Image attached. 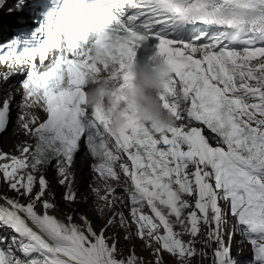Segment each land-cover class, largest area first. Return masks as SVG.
<instances>
[{"label":"snow or ice","instance_id":"6c2138e0","mask_svg":"<svg viewBox=\"0 0 264 264\" xmlns=\"http://www.w3.org/2000/svg\"><path fill=\"white\" fill-rule=\"evenodd\" d=\"M29 7L0 0L20 22ZM38 15L35 28L0 42V87L26 71L18 119L35 139L18 145L20 156L0 151L11 162H0V180L28 198L0 196V264H142L134 251L121 258L106 235L117 220L136 225L155 264L164 251L178 264H238L234 232L250 240L253 264H264V0H45ZM153 40L172 69L161 99L178 122L167 129L141 122L126 91L138 49ZM90 75L117 82L112 95L126 105L119 134L102 107L87 104ZM13 98L0 103V132ZM93 139L105 149L103 158L89 151L95 172L116 182L102 198L109 208L127 200L132 217L117 212L99 232L86 216L77 224L55 214L42 171L55 161L74 202V159Z\"/></svg>","mask_w":264,"mask_h":264},{"label":"clouds","instance_id":"9594fccd","mask_svg":"<svg viewBox=\"0 0 264 264\" xmlns=\"http://www.w3.org/2000/svg\"><path fill=\"white\" fill-rule=\"evenodd\" d=\"M130 70L134 74L133 86L126 91L141 122L154 128L167 129L176 126V117L164 107L161 99V94L165 93L171 84L172 69L166 59L157 54L144 61L136 59L132 62ZM116 90L117 82L110 77L90 75L85 95L90 107L100 106L105 110L109 116L111 131L119 134L126 125V105L117 106L112 95ZM86 147L92 154L103 158L105 149L99 141L93 139ZM111 186L113 185L107 180L102 179L93 189L98 210L102 211L107 206L102 197L105 189Z\"/></svg>","mask_w":264,"mask_h":264},{"label":"bare ground","instance_id":"6f19581e","mask_svg":"<svg viewBox=\"0 0 264 264\" xmlns=\"http://www.w3.org/2000/svg\"><path fill=\"white\" fill-rule=\"evenodd\" d=\"M75 166H76L77 171L81 173L82 177H86L89 175V173L87 172V169L82 168L81 163H80V157H77ZM197 263H194V264H197ZM203 264H205V262H203Z\"/></svg>","mask_w":264,"mask_h":264},{"label":"rangeland","instance_id":"374dc122","mask_svg":"<svg viewBox=\"0 0 264 264\" xmlns=\"http://www.w3.org/2000/svg\"><path fill=\"white\" fill-rule=\"evenodd\" d=\"M194 263H197V261H195Z\"/></svg>","mask_w":264,"mask_h":264}]
</instances>
